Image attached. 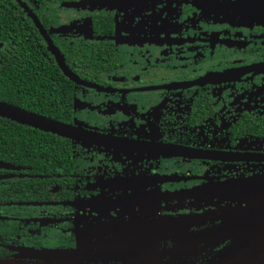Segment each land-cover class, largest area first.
Masks as SVG:
<instances>
[{
    "label": "flooded vegetation",
    "instance_id": "1",
    "mask_svg": "<svg viewBox=\"0 0 264 264\" xmlns=\"http://www.w3.org/2000/svg\"><path fill=\"white\" fill-rule=\"evenodd\" d=\"M91 1L0 0V71L23 73L26 90L0 101L93 135L78 142L0 116L6 135L28 139L0 143L5 263H34L19 248L149 250L156 236L171 250L176 233L222 222L176 232L155 219L235 208L214 186L264 174V23L240 21L229 0ZM17 40L33 58L11 60ZM188 240L157 261L211 264L232 243Z\"/></svg>",
    "mask_w": 264,
    "mask_h": 264
},
{
    "label": "water",
    "instance_id": "2",
    "mask_svg": "<svg viewBox=\"0 0 264 264\" xmlns=\"http://www.w3.org/2000/svg\"><path fill=\"white\" fill-rule=\"evenodd\" d=\"M101 1L95 0L87 4L90 6L100 5ZM229 4L233 5V13L239 15L240 21L264 23V0H229ZM59 62L65 73L72 77L64 64L63 57L59 59ZM0 116L54 132L78 142L89 141L88 136H93L82 127L66 125L44 118L2 101H0ZM214 189L215 195L231 203H236L238 206L217 213L155 219L157 222L154 226L172 227L177 230L176 232L187 229L191 224L200 225L201 221L213 218L222 222L221 225L214 226L210 231L197 233L199 235L176 233L173 238L177 244L171 250L165 248L160 250L162 247L160 243H157L156 239L159 238L156 236L153 237V241L149 240V250H100L88 249L83 245L74 249L19 248L17 257L33 261L32 264H109L110 261L126 262L124 264L142 262L144 264L148 260L149 264H160L156 259L158 256L163 254L166 256L169 254L178 255L182 252V241L187 239L198 240L211 248L230 239L232 243L219 251L211 264H264V174L228 181L214 186ZM240 244L242 246L235 253L229 252ZM0 264L9 263L0 261Z\"/></svg>",
    "mask_w": 264,
    "mask_h": 264
},
{
    "label": "trees",
    "instance_id": "3",
    "mask_svg": "<svg viewBox=\"0 0 264 264\" xmlns=\"http://www.w3.org/2000/svg\"><path fill=\"white\" fill-rule=\"evenodd\" d=\"M7 21H10L12 19H4ZM8 27H14L16 28V35H14L13 33H11V36L14 39H18L20 37V33L18 32V26L17 24H9ZM17 49L16 51L11 52L9 57H12L13 55H15L14 58H12L11 60H16L17 62H19V60L22 59V55H24L25 53H30L31 49L29 45L24 44L22 51H21V43L17 40ZM15 45V44H12ZM25 58H33L32 56V52L31 54H29V56H25ZM3 65V64H2ZM0 65V69H3L4 67ZM6 69V68H5ZM9 71L14 70V68H12V65L7 69ZM4 72V71H3ZM23 77V73L20 72V74H17L16 72L12 71V72H8L6 71V73H2V70L0 71V100H4V101H14V102H18L19 97L17 98V95L23 94L25 93V89L23 88V82L21 81V78ZM4 137L5 140H7L10 145L15 146L16 148H21L23 146L22 143H25L28 139H27V135H22L20 137H18L16 134H14V136H10L9 132L8 135L5 134V127L2 125L0 126V143L4 140H2L1 138ZM1 145V144H0ZM1 147V146H0Z\"/></svg>",
    "mask_w": 264,
    "mask_h": 264
},
{
    "label": "rangeland",
    "instance_id": "4",
    "mask_svg": "<svg viewBox=\"0 0 264 264\" xmlns=\"http://www.w3.org/2000/svg\"><path fill=\"white\" fill-rule=\"evenodd\" d=\"M156 241H159V240H157L156 239ZM114 243H116L117 245H119L118 244V242H117V240H115V241H111L110 242V244H109V242H105V241H99V242H89V243H85V245H83V247H108V246H113L114 245Z\"/></svg>",
    "mask_w": 264,
    "mask_h": 264
},
{
    "label": "bare ground",
    "instance_id": "5",
    "mask_svg": "<svg viewBox=\"0 0 264 264\" xmlns=\"http://www.w3.org/2000/svg\"><path fill=\"white\" fill-rule=\"evenodd\" d=\"M242 246V244H240V245H238V246H236L235 248H234V250H231V251H229L230 253H235L240 247ZM228 252V253H229ZM229 253V254H230Z\"/></svg>",
    "mask_w": 264,
    "mask_h": 264
}]
</instances>
